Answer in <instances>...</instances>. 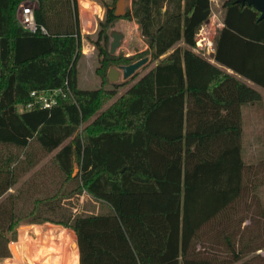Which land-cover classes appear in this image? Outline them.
<instances>
[{"label":"trees","instance_id":"1","mask_svg":"<svg viewBox=\"0 0 264 264\" xmlns=\"http://www.w3.org/2000/svg\"><path fill=\"white\" fill-rule=\"evenodd\" d=\"M25 1L0 0V259L20 222H48L73 230L78 264H223L196 245L244 193L254 166L244 160L241 106L260 94L196 51L211 0H132L120 15L107 6L95 37L86 35L97 49L95 89L77 84V0H34L35 30L17 17ZM222 8L214 61L264 87V17L246 2ZM120 17L136 20L155 64L97 112L120 87H105L108 69L134 61L108 52ZM54 88L64 95L53 107L18 110L31 90ZM32 143L50 159L14 188L40 157L27 152ZM83 192L101 211L63 204Z\"/></svg>","mask_w":264,"mask_h":264},{"label":"rangeland","instance_id":"2","mask_svg":"<svg viewBox=\"0 0 264 264\" xmlns=\"http://www.w3.org/2000/svg\"><path fill=\"white\" fill-rule=\"evenodd\" d=\"M222 1L223 0H211V7L214 14L211 15V21L204 26V31L202 30L201 33L203 34L208 31L211 35L209 38H212V33L216 29L217 24L222 17ZM115 2L116 0H77L79 22L81 17L85 20V29H89L93 26L95 20L96 22H99L100 16L103 18L105 8L107 6L115 5ZM131 3L132 0H128L125 8L130 7ZM123 18H125L126 24L130 28L129 35L126 39V43L123 45V48L117 49L113 55L120 54L123 56L132 57L134 61L147 56L149 58V62L128 79L123 80L120 77L118 81H116V84H120L116 94L111 96L102 105L98 106L96 109L98 110L97 112H100L110 105L115 99L119 97L121 93H123L143 73H145L155 64V62L150 61V56L147 54V45L144 38L140 34L139 27L135 24V22H133L132 19L129 20L127 17ZM113 22H115L113 27L115 24L117 26L119 25V27L124 26L121 24V21L118 18ZM87 32L88 31L85 33ZM198 32L196 34V38L199 36ZM87 35H91V38H94L96 35V30L93 32V34L88 33ZM88 39L90 43H92L90 37H88ZM96 63V60L92 61L91 63H86L84 60H79L80 72L78 79L79 87L82 89H95L100 86L101 79L94 73L93 69ZM104 82L106 88H111L110 84L112 83L108 81V78L105 79ZM256 135L258 136L257 143L253 140ZM243 142L245 144V147H243L245 163L248 166H254L252 168H247V180L245 181L246 185L244 188V193L241 195V197L234 201V203L229 206L223 214L214 219L201 231L202 238H200L196 248L200 250L201 255L205 256L207 255L206 253H208V256L221 261L223 264H264V134L258 135L246 132L243 134ZM253 145L258 146L254 148ZM38 150L39 149L35 143H32L27 149L29 154L36 152V154L40 157L34 166L31 168L29 167V169L26 170V173L21 176L14 188L18 187L19 184L30 174H32L37 168L44 164H48L51 154H43ZM76 170L77 168L74 167V171ZM251 175L254 181H256V179L263 181L262 186L260 185L256 189L259 196H256V190L252 188L250 184ZM10 191H13V188L8 192ZM83 193L79 195H73L71 198L64 200L63 204L66 205L67 208L73 213H93L96 211H101L99 204ZM102 210L104 211L105 209ZM40 228H42V230L53 228V230L58 229L65 231L66 236L71 240L70 245L73 247V252H76L78 264L77 243L73 230L63 225H55L48 222L42 224L20 222L16 230L17 240L9 244V249L11 252L10 256L0 259V264H44L42 263L45 259L44 252L40 246L37 245V237L34 236L35 232ZM23 236L26 237L25 241H23ZM30 236L33 237L31 238ZM226 236L231 238L234 250L240 254L239 259H234L235 255L232 253V248L227 245L228 242L226 241ZM12 245L16 249V254H14L12 251ZM70 264H72V262H70Z\"/></svg>","mask_w":264,"mask_h":264},{"label":"crops","instance_id":"3","mask_svg":"<svg viewBox=\"0 0 264 264\" xmlns=\"http://www.w3.org/2000/svg\"><path fill=\"white\" fill-rule=\"evenodd\" d=\"M211 5H212V3H211ZM212 14H214V12L212 11V7H211V15ZM211 15H210L209 19H207L206 22L201 26V27H203V29H204V26L208 22L211 21V19H212ZM101 18H102V16H100V19ZM222 18H223V12H222V17L219 20L216 29L212 33V38H213L216 30L222 27V25H223ZM118 19L121 21V24H123L124 26L119 27V25L117 26L115 24L113 27V24L115 23V22H113L109 26L107 31H108V36H109V43L111 40L110 33L112 30L116 29L122 34L121 45L118 48V49H121V48H123V45L126 43V39L129 35V29L130 28L126 24L125 18L120 17ZM128 19L129 20L132 19L133 22H135V24L138 26V23L136 22V20L134 18H128ZM79 25H80V32H81V56H80L79 60H82V61L84 60L86 63H91L94 60L97 61V49L93 43H90V41L86 35L88 33L93 34V32H95L97 25H98V21L96 22V20H95L93 23V26L86 30L85 29V27H86L85 20L80 17ZM86 31H88V32L85 33ZM205 34L208 35V37H211V35L208 31L205 32ZM212 38H210V39L212 40ZM212 43H213V40H212ZM196 51L200 52L210 62L215 64L217 67H219L224 72L236 76V78L238 80H240L244 84L254 88L256 91L259 92L260 98L257 101L248 102V103H245L241 106L242 133L245 134L246 132H250V133L258 134V135L264 134V87L252 82L251 80H249V79H247L241 75L234 73L231 69L216 63L214 61L213 46L210 47L209 49H206V48L198 49L196 47ZM79 60L77 63V70H78V72H77V84H78V87H79L78 75L80 72ZM97 65H98V62L93 67L95 74H96L95 69H96ZM79 88H81V87H79ZM94 116H95V114H94ZM91 119L92 118H90L89 121H91ZM87 124L88 123L84 122V123H81L80 126L78 127L77 133H78L79 137H81L82 130ZM257 139H258V136L256 135L253 138V140L256 141V143H257V141H258ZM242 145H243V147H245L243 140H242ZM256 146H258V145H253L254 148ZM89 198H91V197H89ZM34 236L37 237V241H36V242H38L37 245H39L40 248L42 249V251L44 252V258L45 259L42 263H44V264H70V262H72V264H77L76 252H73V249H72L73 247H71V245H70L71 240L66 236L65 231L58 230V229L53 230V228L42 230V228H40L39 230H37L35 232ZM23 239H24L23 241H25L26 237L23 236ZM31 241H32V239H31ZM4 258H6V257H4ZM1 259H3V258H1Z\"/></svg>","mask_w":264,"mask_h":264},{"label":"built area","instance_id":"4","mask_svg":"<svg viewBox=\"0 0 264 264\" xmlns=\"http://www.w3.org/2000/svg\"><path fill=\"white\" fill-rule=\"evenodd\" d=\"M33 3L34 0H26L17 10L18 19L25 28L30 30H35L37 28L33 15ZM202 30L204 31L203 27H201L198 32L199 36L196 38V47L198 49H209L212 47V40L207 37L205 33L201 34ZM60 95H64L63 90L60 88L31 90L29 93L30 100L25 105H20L18 110L23 111L35 108H51L57 103L58 96Z\"/></svg>","mask_w":264,"mask_h":264},{"label":"water","instance_id":"5","mask_svg":"<svg viewBox=\"0 0 264 264\" xmlns=\"http://www.w3.org/2000/svg\"><path fill=\"white\" fill-rule=\"evenodd\" d=\"M236 1L240 2L241 4H244L246 2L249 5H253L260 12L259 17H264V0H236ZM127 3L128 0H116L115 9H114L115 14L117 15L123 14L126 10L125 7ZM110 35H111V40L109 43L108 52L109 54L113 55L121 45L122 34L118 30L114 29L111 31ZM148 62H149V58L146 56L129 64H123L117 67H110L107 72L108 81L113 84L116 83V81H118L120 77L123 80H126L132 75H134L141 67H143Z\"/></svg>","mask_w":264,"mask_h":264}]
</instances>
